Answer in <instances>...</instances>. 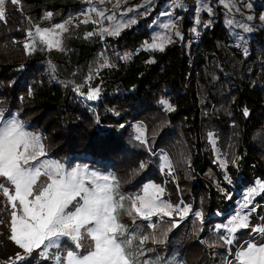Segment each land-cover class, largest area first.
Returning <instances> with one entry per match:
<instances>
[{
    "label": "trees",
    "instance_id": "1",
    "mask_svg": "<svg viewBox=\"0 0 264 264\" xmlns=\"http://www.w3.org/2000/svg\"><path fill=\"white\" fill-rule=\"evenodd\" d=\"M242 1L257 21L244 22L252 28L249 33L227 22L196 25L194 33L184 14L180 26L183 39L163 52L150 54L139 48L148 37L138 24L121 38H108L107 45L117 44L119 55L130 52L132 56L126 64L120 60L111 74L104 75L97 102L88 105L72 84L43 72L42 61L32 53L35 51L25 55L23 49L26 30L64 19L67 11L63 0H21L20 5L5 0L6 22H0V107L35 125L53 155L83 156L111 166L122 159L133 160L132 147L143 145H132L131 126L142 124L152 151L171 161L179 191L171 179L163 185L157 165L149 167L146 151L145 182L161 185L165 197L174 204L183 200L202 210L205 219L218 213L228 216L248 188L264 182V21H259L264 15V0ZM55 9L64 14L46 18V13ZM86 42L93 44L92 40ZM148 59L155 62L147 63ZM74 65L78 63L70 70ZM161 99L175 110L165 111L158 103ZM209 133L215 145L210 143ZM219 160L228 162L225 170ZM137 166L138 162H133L131 171L137 172ZM225 172L231 183L225 181ZM263 203L264 193L253 199V205L258 206L256 218H262L258 214ZM250 219L256 225V219ZM216 222L211 217L205 223ZM184 223L183 236L199 231L200 224L194 218L195 230L188 231L189 220ZM162 225L151 231L158 239L164 233ZM203 232L198 235L201 239ZM179 238L174 236L166 244L173 245ZM216 239L217 233L209 235V240ZM249 239V230L236 236L238 245ZM200 242L196 241L192 254L201 250ZM202 246L203 251L204 243ZM210 249L207 264H221L223 247ZM13 254L6 242H0V264H7Z\"/></svg>",
    "mask_w": 264,
    "mask_h": 264
},
{
    "label": "snow or ice",
    "instance_id": "2",
    "mask_svg": "<svg viewBox=\"0 0 264 264\" xmlns=\"http://www.w3.org/2000/svg\"><path fill=\"white\" fill-rule=\"evenodd\" d=\"M10 2L12 5L21 4V0ZM86 2L91 5L93 0ZM108 2L111 3V0ZM99 3L104 4L105 0H99ZM123 3H127V0H116L113 10H109L110 14L95 6L83 13L87 18L82 23L99 25L98 31L86 33L85 38L93 35H99L101 39L105 36H118L123 29L135 25L138 22L135 16L125 17L129 13L140 15L139 8L143 5L121 10ZM219 3L228 13L235 7L233 0H219ZM174 6L182 5L176 0ZM201 6L212 15V8ZM89 13H95L99 19L93 20ZM52 15L48 12L46 18ZM161 15L170 16L171 13ZM252 19L251 15L245 17L246 21ZM105 20L109 22L107 27L103 26ZM260 20L264 21V15L260 16ZM0 21L6 22L5 0H0ZM70 22L55 24L51 28L37 25L34 26V32L32 29L26 30L23 42L25 55H30L36 49L37 38L49 50H63L59 36L68 31L66 24ZM208 23L211 24V21ZM227 24L242 29L244 33L252 31L250 25L233 18H229ZM163 28L167 32L154 35L150 43L145 42L144 50L163 52L168 44L173 43L172 36L167 33L177 28L175 21L163 24ZM191 31L195 33L197 29L193 28ZM175 36L183 39L178 30ZM130 55L125 53L120 59H129ZM154 62L151 59L147 61ZM102 66L111 65L105 61ZM74 91L88 101H95L101 90L96 86L89 87L87 93H80L79 87ZM158 103L165 111L175 110L165 99ZM243 112L245 116L249 115L247 108ZM114 114L119 115L118 112ZM120 127L123 128L124 125ZM134 133L133 138L152 152L143 126H135ZM209 141L215 145L212 133H209ZM46 156L41 136L27 131L23 121L10 113L6 115L5 110L0 107V195L5 198L9 215L7 238L18 249L8 257L7 264H30L31 258L37 253L44 260H51L52 264H169L168 260L158 255L154 258L146 257V253L154 251L144 247L149 240L153 244H163L164 240L138 231V221L147 222L146 226L154 231L158 222L170 223L171 228H176L189 217H194L201 225L204 223L202 210H195L183 200L174 204L164 199L165 189L161 185L145 183L141 193L125 196L119 192V182L114 175L90 170L86 165L66 167L60 161L44 158ZM218 163L222 170L227 168L226 160H219ZM232 163L235 164L236 161L233 160ZM139 167L143 170L147 165L142 161ZM164 169L174 177V169L166 156L161 161V170ZM224 179L231 183L226 172ZM262 193L264 182L257 181L243 197V203L235 215L227 223L215 226L217 239L210 242L209 247L227 248L223 264H264V217L260 224L250 223V215L256 211L253 199ZM123 215L131 219L132 226L122 222ZM240 230H250V239L233 252ZM256 236L262 242L257 243Z\"/></svg>",
    "mask_w": 264,
    "mask_h": 264
},
{
    "label": "rangeland",
    "instance_id": "3",
    "mask_svg": "<svg viewBox=\"0 0 264 264\" xmlns=\"http://www.w3.org/2000/svg\"><path fill=\"white\" fill-rule=\"evenodd\" d=\"M115 2L116 0H111V3H109L108 0H105L104 4H100L99 0H93V3L90 5L86 2V0H63L64 4H62V6H64L63 8H65L67 11L66 16L60 22L55 23V24H60V23H65L66 21H71L70 23L66 24L68 31L61 33V35L59 36V39L61 40V47L63 50H59L57 48H53L49 50L46 48V46L40 44L37 38L36 39L37 47L34 50L35 52H32L34 56H36L38 59L42 61L43 72L47 75H50L52 79L61 77L63 82L67 81L70 84H72L75 88L79 87L80 93H87L89 87H93V86L94 87L98 86L99 88H103V86L100 85H102L101 80L104 78V75H106V73L111 74L110 73L112 72L111 70H114L116 68L117 63L120 60H121L120 61L121 64H126V61L128 59H120V57L124 56L125 53H120L119 55V51L116 50L117 44H115L114 42L111 43L112 44L111 46L107 45V43H109L106 41L108 38H115L117 36H105L103 39H101L99 35H93L91 37L85 38L86 33L98 31L99 25H94L91 22L85 24L82 23L81 21L87 18L85 15H83V13L88 12L89 8L93 6L104 9L108 14H110L109 10H113V4ZM179 2L182 6L177 7L174 6L176 0H127V3L121 4V10L129 7H136L141 5H143V7L139 8L140 15H136L135 13H129L128 17H125V19H127L132 16H135L138 22L135 25H131L130 27L123 29L120 35L122 36L125 32H131L132 28H135L137 24L140 25V29L144 28L147 31V37H148L147 40H145L144 42L141 41L139 45V48L144 50L143 45L145 44V42L150 43L154 35L158 33L165 34L167 32V30L163 28V24L175 21L177 28H174L170 33H167L168 35L172 36V40H173V43H170L165 47V48H169L173 45L178 44L182 40L175 36V32L178 30L182 34V31L180 30V26H181V17L184 14H186L190 22L192 23L191 24L193 25L192 29L196 28V25H199V27H201L200 25L210 26L215 24L216 22H227L229 18H233L241 22H257L254 21L253 19L251 21L245 20V17L249 15L252 16V14L251 11L249 10V6L245 5L242 0H233L235 7L233 8L231 13H228V10L225 9L223 5L219 3V0H179ZM201 5L212 8V15H209V13ZM236 9H239V11H237ZM57 10L58 9L51 11V13L53 14L51 16L52 18L55 15L60 16L61 14H64V11L61 12ZM182 11L185 12L182 13ZM165 12L171 13V15L170 16L161 15V13H165ZM68 13L69 16H67ZM89 15H91L93 20L99 19V17H97L95 13H89ZM119 18H120L119 12H117V19ZM197 20L199 21V23H197ZM209 21H211V24L208 23ZM259 21H261L260 18ZM55 24H49L42 28H51ZM108 25L109 22L105 20L103 22V26L107 27ZM32 30L34 32V28H32ZM120 35H118L119 38H121ZM88 40H92L93 44H87L86 41ZM121 46L124 47L123 44H121ZM112 48H115V50H112ZM144 51H147L150 54H152L153 52H160V51H148V50H144ZM126 53L131 54L130 52H126ZM131 56L132 55H130V57ZM72 57L73 58L81 57V59L77 62V60H70ZM59 60H61L62 62L59 63L60 62ZM149 60L150 59H148V61ZM105 61H107L108 64L111 66H107V67L102 66L105 63ZM73 63L74 64L78 63V66L74 65L72 67V70H70V66ZM107 69L109 71H107ZM67 76H69V78ZM89 77L91 78L88 79ZM83 88L85 89L82 90ZM78 95L88 105L97 102V100L88 101L86 100L85 97L81 96L80 94ZM11 115L16 116L18 118L17 115L14 114ZM21 121L24 122L27 131H30L35 134H39L41 136L40 130H38L35 127V125H33L30 122H26L24 120ZM137 125H142V124L136 123L131 126V131H132L131 139L134 140L132 145L134 143H139L133 138L135 135L134 128ZM142 126L145 129L144 125ZM146 139H147V134H146ZM42 143L44 144L43 141ZM151 145L152 142L148 141L149 148H151ZM138 150L139 153H137ZM145 151L148 154L147 156H149L148 158V162L150 163L149 167L153 168L155 164L157 165L158 173L161 176L160 179L161 181H163V185H165L168 179L169 180L171 179L177 190L178 185L176 183V174L173 177L167 174L168 171L167 169H164L163 171L161 170L162 157L166 155L157 151L149 152L148 148L144 146L139 147V149H137L136 146L135 147L133 146L132 153L133 154L135 153L134 155L131 154L133 156V160L122 159L119 162H117L114 166L107 165L105 163L99 162L98 160L89 159L83 156H66V157L56 156L53 155L52 152L47 148H46L47 156L44 158L54 161H60L64 163L66 167L86 165L89 167L90 170H97L105 174H112L117 178L119 182V192L125 196H131L137 193H141L142 186L145 183H154L152 181L145 182V168L141 170L139 167L142 161L146 163ZM169 152L170 151H168V153ZM152 153H155V155H153ZM168 161L171 163L169 159ZM133 162L134 163L138 162V166H137L138 169L137 172L135 173L131 171V164ZM247 193L248 191H245L244 196ZM164 199L169 200L167 197H165V194H164ZM4 200L5 198L2 195H0V242H6V244L10 247L11 251L14 253L18 249L7 238L8 236L7 222L9 220V215H8V211L6 210V204ZM242 203H243V199L237 202L236 208L230 211L231 213L229 212L230 214L228 216L219 213L213 214L207 219L204 218L203 225H201L197 221L200 224L199 231L196 230L192 234L189 233V236L187 235L183 236L184 234L182 227L185 225L184 222L189 220L190 227L188 231L190 229L195 230L192 227V219L194 217H189L181 221L176 228H171L170 223L158 222L156 226H158L160 223H163V225L161 226L163 229L162 228L161 229L162 231L164 230V233L162 235V238L164 239V243L153 244L151 240H149L144 247L154 249V251L146 253V257L154 258L155 256L158 255L168 260L169 264H193V261H196L195 264H207L209 261L208 259L211 256V249L209 247V243L213 242L212 240H209V235L211 233L216 234L217 231L215 230V226L217 224L227 223L228 220L232 218L235 215V213L240 209ZM253 206H255V208L258 207L257 205H253ZM260 209L261 212L258 214V216L261 215V217H264V203L262 204V207ZM254 214L255 212L251 213L250 218H253L254 220L256 219L255 220L256 224L262 223L261 218H256ZM211 217L218 220V222L212 224L205 223ZM121 219L122 222L128 224L129 226H132L131 219L127 215H123ZM155 219L156 218L154 217L153 220ZM165 219L167 220V218ZM138 224H139L138 231L143 232L146 235L152 234L151 231L153 229H150L146 226L147 222L138 221ZM241 231L244 230H240V232ZM202 232H203V238L201 239L200 237H198V235H201ZM178 235L180 236L179 238L180 240L178 242H176L175 240V243L173 245H168L169 243L166 244L168 241L172 240V237L175 236V238H177ZM156 238L158 239L157 236ZM255 239L256 242H259L261 240V238L258 236ZM196 241H201L202 244L204 243L205 248L202 251L203 246L200 242L201 245L199 247L201 248V250L199 252L192 254L193 251H196V249H193L195 248L193 246L196 243ZM239 246L240 245H238V243L235 244L232 248L233 252L235 251V248ZM223 250H225V255H226L227 248L223 247ZM81 251H83V249ZM30 264H52V261L44 260L42 256L37 253L34 254V256L31 258ZM221 264H223V262Z\"/></svg>",
    "mask_w": 264,
    "mask_h": 264
}]
</instances>
